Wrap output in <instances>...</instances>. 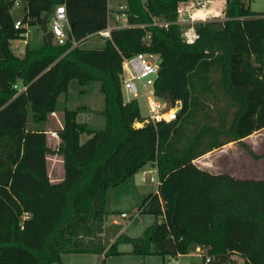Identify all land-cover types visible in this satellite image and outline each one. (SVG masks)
<instances>
[{"label":"trees","instance_id":"obj_1","mask_svg":"<svg viewBox=\"0 0 264 264\" xmlns=\"http://www.w3.org/2000/svg\"><path fill=\"white\" fill-rule=\"evenodd\" d=\"M15 1L0 0V264H61L74 254L105 264L124 254L121 244L141 257L199 250V264H264V180L194 164L229 143L259 157L242 140L264 130V12L225 0L223 20L194 25L189 42L177 24L188 0H125L129 27L84 49L108 27V0H25L20 20L12 16ZM60 5L66 43L55 45L48 31L40 49L16 56L11 42L25 38L27 24L49 23ZM72 39L79 45L71 48ZM138 53L159 56L153 94L170 108L181 103L174 120L145 122L137 102L124 101L121 62ZM71 81L100 84L104 128L92 132L77 121L85 107L65 110L51 149L46 132L28 128V112L35 124L46 123ZM83 134L92 135L81 143ZM49 155L62 159L57 183L48 176ZM146 165L155 167L158 186L140 209L156 222L141 237L119 234L106 245V193Z\"/></svg>","mask_w":264,"mask_h":264},{"label":"rangeland","instance_id":"obj_2","mask_svg":"<svg viewBox=\"0 0 264 264\" xmlns=\"http://www.w3.org/2000/svg\"><path fill=\"white\" fill-rule=\"evenodd\" d=\"M19 5L14 6L12 16L16 20H20L23 14L25 0H16ZM254 13L264 12V0H244ZM118 5H125V0H109L108 8V27L113 28L114 25L120 24L117 14ZM193 7L190 13H194L195 17L192 23H187L189 16L181 18L180 28L187 40L193 38V26L201 22H209L214 20H223L224 18V0H188L181 5V8ZM116 9V10H115ZM116 11V12H115ZM162 23V22H158ZM49 31L50 24L47 23ZM40 25H26V35L24 39L11 42V49L16 56H22L26 47L31 50L40 49L44 37ZM103 45V40L98 36L85 40L81 47L84 49H93ZM100 84L93 82L85 87L78 86L76 81H71L67 93L62 94L58 98L54 115L50 116L46 123L35 124L32 114L28 112V128L30 130H40L46 132L47 145L51 149H55L58 145L56 132L62 128L63 113L65 110H76L85 107L86 110L79 111L77 121L84 123L92 132L102 130L104 128V118L101 114L103 110V96L99 92ZM151 90L148 88L145 95H150ZM124 100H129L124 96ZM142 117L148 115L145 100L137 99ZM92 135V134H91ZM91 135L83 134L80 137L81 143L85 142ZM255 155L257 159L251 158L246 150L239 143H232L221 150H216L212 154L202 156L194 161L199 168H207L211 173H233L237 177H253L262 178L264 176V130L254 133L250 137L242 140ZM49 178L53 182H58L63 177V165L60 157L48 156ZM143 178V181H142ZM158 186V178L156 169L147 165L145 169L137 172L126 183L111 188L106 193V207H116L117 211H125L127 218H121V212L109 213L106 218L105 228L108 231L104 239L105 244H111L114 238L123 234L131 238L141 237L147 227L156 222L155 218L148 214H143L140 205L143 200L150 194H155ZM116 222V223H114ZM128 244L118 246L119 251L130 250ZM197 253V251H196ZM93 255H63L61 264H91ZM131 256V255H130ZM118 257L109 259L107 264H199L200 256L188 255L180 258L160 257V256H131ZM234 261L241 262L237 257H232Z\"/></svg>","mask_w":264,"mask_h":264},{"label":"built area","instance_id":"obj_3","mask_svg":"<svg viewBox=\"0 0 264 264\" xmlns=\"http://www.w3.org/2000/svg\"><path fill=\"white\" fill-rule=\"evenodd\" d=\"M19 5L18 2L15 1V6ZM189 9V7L187 8ZM193 9V7H191ZM126 4L118 5L117 14L119 16L120 24L114 25L113 28L107 27V29L103 31H99L95 34L101 39H110V30L111 29H121L127 28L129 25L127 24L126 17ZM185 10V11H184ZM184 16H189L186 22L192 23L195 17L194 13L186 12V8L183 9L180 7L178 10V21L177 24L180 25L181 18ZM50 33L53 39V43L57 46H63L68 37L70 36V28L69 23L65 11V6L60 5L54 9L50 17ZM155 26L167 28L168 23H154ZM14 27L21 28L19 22H16ZM193 28V27H192ZM194 38V35H193ZM192 38V39H193ZM192 39L188 40L189 42ZM72 41L71 48H74L79 45V42L75 40ZM159 56L151 53H138L129 58H123L121 62V73H120V83H121V92L124 99V96L128 97L129 100L124 101H136L138 98H143L146 103L148 115L145 117V122L158 123L161 121L169 122L175 119L177 113L181 109V103L177 102L173 107H168L166 103L158 100L153 94V85L158 76L159 71ZM19 91L23 90V87L16 86ZM150 89V95H145L147 89ZM143 181V178H142ZM121 218H127L126 213L120 214ZM209 260L206 259L205 263H208Z\"/></svg>","mask_w":264,"mask_h":264},{"label":"crops","instance_id":"obj_4","mask_svg":"<svg viewBox=\"0 0 264 264\" xmlns=\"http://www.w3.org/2000/svg\"><path fill=\"white\" fill-rule=\"evenodd\" d=\"M224 3H225V0H224ZM108 4H109V0H108ZM188 8V7H187ZM186 8V12H190L191 11V7H189V9H187ZM224 8V7H223ZM109 9V8H108ZM116 10V9H115ZM109 11H111V9L109 10ZM185 11V10H184ZM116 12V11H115ZM18 42V41H17ZM54 115V113L51 115V116H53ZM56 134V133H55ZM250 137V136H249ZM58 138V137H57ZM59 140V139H58ZM58 144H59V142H58ZM230 144H232V143H229V144H227V145H230ZM227 145H225V146H227ZM58 146V145H57ZM225 146H223V147H225ZM222 148V147H221ZM221 148L219 149V150H221ZM218 150V151H219ZM216 151V150H215ZM214 152V151H213ZM213 152H210V153H208V154H206V155H204V156H207V155H210V154H212ZM54 156H56V155H54ZM60 157V156H59ZM47 161H48V156H47ZM46 161V162H47ZM60 161H61V164H62V159H61V157H60ZM147 166V165H146ZM146 166H144L141 170H143V169H145V167ZM151 166V165H150ZM151 167H154V166H151ZM155 168V167H154ZM201 169H204V170H206V171H208V169L207 168H205V167H203V168H201ZM140 170V171H141ZM47 172H48V176L50 175L49 174V171H48V164H47ZM63 172V171H62ZM225 173H227V174H230L231 176H233V177H235V178H238V179H257V180H264V176L262 177V178H253V177H246V178H243V177H237V176H235L233 173H230V172H225ZM214 174H218V173H214ZM50 177V176H49ZM63 178V177H62ZM130 179V178H129ZM128 179V180H129ZM51 180V179H50ZM62 180V179H61ZM60 180V181H61ZM127 180V181H128ZM126 181V182H127ZM51 182L52 183H57V182H53L52 180H51ZM59 182V181H58ZM125 182V183H126ZM124 184V183H123ZM109 213H117V212H121V213H125V211H117V209H116V207H110V209L109 210H107ZM114 223H116V222H114ZM145 230V229H144ZM119 251V250H118ZM131 251V249L130 250H126V251H119V252H121V253H124V254H122V255H119V256H114V257H109V258H107L106 259V261H105V264H107V262H108V260L109 259H115V258H118V257H129L131 254L129 253ZM198 252H199V250H197V253H195V254H192V255H196L197 257H199V255H198ZM131 256H134V255H131ZM130 256V257H131ZM185 256H188V255H185ZM93 257V260H91V264H97V262L101 259V256H98V255H93L92 256ZM180 257H183V256H178V257H176V258H180ZM61 263H62V258H61Z\"/></svg>","mask_w":264,"mask_h":264},{"label":"water","instance_id":"obj_5","mask_svg":"<svg viewBox=\"0 0 264 264\" xmlns=\"http://www.w3.org/2000/svg\"><path fill=\"white\" fill-rule=\"evenodd\" d=\"M40 27L43 31V34H46L48 32V29H47V19H44L41 24H40ZM179 228V227H178ZM180 231H183L182 228H179Z\"/></svg>","mask_w":264,"mask_h":264}]
</instances>
